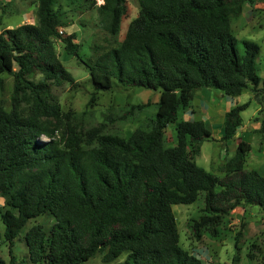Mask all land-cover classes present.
<instances>
[{
    "label": "trees",
    "instance_id": "1",
    "mask_svg": "<svg viewBox=\"0 0 264 264\" xmlns=\"http://www.w3.org/2000/svg\"><path fill=\"white\" fill-rule=\"evenodd\" d=\"M54 2L38 0L36 23L0 32V74L13 78L11 109L0 104V197L6 206L0 207V245L9 256L0 264H84L97 253L106 264H203L180 247L172 206L193 204L203 194L190 234L219 239L234 209L264 210V174L245 169L251 147L243 140L218 167L222 177L197 165L200 146L212 136L202 121H180L175 146L165 145V129L191 107L199 89L230 98L248 88L256 92L259 45L237 40L232 27L245 6L253 10L264 0H138L122 41L84 63L94 90L90 103L114 80L159 91L156 102L123 112V119L146 117L125 137L106 133L105 123L85 130L81 114L61 111L52 88L74 79L54 42L77 58L80 45L74 33H60L66 15ZM95 8L106 31L118 36L128 17L126 0H103ZM247 106L236 103L224 113L221 141L236 136ZM44 214L53 218L50 231L32 225L23 234L27 258H18L15 239ZM255 251L252 244L248 261Z\"/></svg>",
    "mask_w": 264,
    "mask_h": 264
},
{
    "label": "rangeland",
    "instance_id": "2",
    "mask_svg": "<svg viewBox=\"0 0 264 264\" xmlns=\"http://www.w3.org/2000/svg\"><path fill=\"white\" fill-rule=\"evenodd\" d=\"M93 1L95 6L101 5L103 0H55L53 8L57 12H65L67 25L60 31L63 36L74 33L75 42L80 45V57L65 52L60 40H55L56 53L72 75L74 83H62L53 86L52 92L60 105L62 112H73L82 115L84 129L97 127L105 123V132L112 135L127 136L138 124L146 121L140 115L137 118L123 119V112L131 105L154 103L158 100L159 91L145 88L131 87L114 80L108 91H99L93 94L88 70L84 63L92 61L97 55L115 47L122 41L128 24L139 12L138 0H126L128 17L121 22L120 34L111 36L100 23L95 6L90 7ZM38 0H0V32L21 24L37 22ZM88 5V6H87ZM237 40H250L259 45L256 58L260 84L259 97L252 88H248L235 98L223 95L214 89H199L195 92L191 107L180 111L176 122L167 125L164 134L166 146H175L177 143L175 127L180 121H202L212 132L211 138L203 142L200 152L195 157L196 164L217 177L223 174L218 167L230 158L239 140L247 142L251 150L245 160L246 170H256L264 174V2L258 3L253 10L248 6L243 9L241 19L232 27ZM242 46L238 44V48ZM2 87L0 88V104L5 110L11 109V92L13 78L8 74H0ZM248 103L241 113L242 125L236 136L229 142L221 141L223 135L224 113L234 104ZM153 112V110H152ZM109 118L112 120L108 121ZM40 141L46 142L45 138ZM203 194L190 205L177 204L172 206L176 217L180 247L196 256L203 264H263L264 260V210L257 206L244 205L234 209L223 223L224 230L219 239H210L202 236L194 239L189 231V223L197 218L199 207L203 203ZM0 207L5 209V200L0 197ZM41 225L48 233L53 225L50 214H44L28 221L23 232L14 241V254L18 258H27V249L23 237L32 225ZM0 230L4 226L0 221ZM254 244L255 258L248 261L247 253ZM125 256V255H124ZM124 256L116 260L120 262ZM0 257L7 263L9 260L6 244L0 245ZM102 254L97 253L84 264H106L102 262ZM27 264H31L27 262ZM112 264V263H110Z\"/></svg>",
    "mask_w": 264,
    "mask_h": 264
},
{
    "label": "built area",
    "instance_id": "3",
    "mask_svg": "<svg viewBox=\"0 0 264 264\" xmlns=\"http://www.w3.org/2000/svg\"><path fill=\"white\" fill-rule=\"evenodd\" d=\"M60 33H61V31H60Z\"/></svg>",
    "mask_w": 264,
    "mask_h": 264
}]
</instances>
